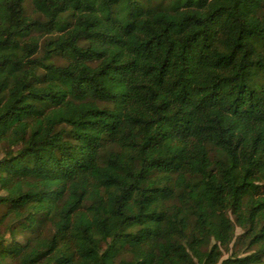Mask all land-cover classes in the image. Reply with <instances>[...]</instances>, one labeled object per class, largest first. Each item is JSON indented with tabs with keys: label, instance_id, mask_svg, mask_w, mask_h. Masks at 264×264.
I'll use <instances>...</instances> for the list:
<instances>
[{
	"label": "trees",
	"instance_id": "trees-1",
	"mask_svg": "<svg viewBox=\"0 0 264 264\" xmlns=\"http://www.w3.org/2000/svg\"><path fill=\"white\" fill-rule=\"evenodd\" d=\"M31 3L0 0V264H264V0Z\"/></svg>",
	"mask_w": 264,
	"mask_h": 264
},
{
	"label": "rangeland",
	"instance_id": "rangeland-1",
	"mask_svg": "<svg viewBox=\"0 0 264 264\" xmlns=\"http://www.w3.org/2000/svg\"><path fill=\"white\" fill-rule=\"evenodd\" d=\"M25 7L32 17L38 18V19L42 18V16H40L38 13H35L33 11L31 0H25ZM35 33H38V32H35ZM2 154H3V148H0V156H2ZM239 233H241V229L239 227H236V234H239ZM229 248H230L229 250H226V249L223 250L224 257L228 256L232 252L233 249H238L237 246L234 247V241L230 244Z\"/></svg>",
	"mask_w": 264,
	"mask_h": 264
}]
</instances>
